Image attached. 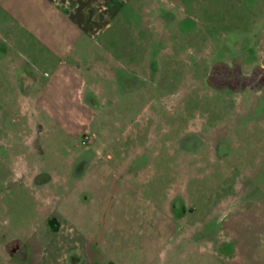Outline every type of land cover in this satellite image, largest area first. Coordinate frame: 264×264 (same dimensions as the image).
<instances>
[{
  "label": "rangeland",
  "instance_id": "1",
  "mask_svg": "<svg viewBox=\"0 0 264 264\" xmlns=\"http://www.w3.org/2000/svg\"><path fill=\"white\" fill-rule=\"evenodd\" d=\"M104 22L58 61L66 73L29 98L0 61V240L43 222L37 191L13 187L20 159L54 175L68 198L122 199L123 223L99 230L112 258L143 263L157 245L156 264L264 260L250 217L222 230L232 211H264L255 203H264V90L201 83L219 62L244 73L264 64V0H112ZM18 58L39 85L50 78L46 61Z\"/></svg>",
  "mask_w": 264,
  "mask_h": 264
},
{
  "label": "crops",
  "instance_id": "2",
  "mask_svg": "<svg viewBox=\"0 0 264 264\" xmlns=\"http://www.w3.org/2000/svg\"><path fill=\"white\" fill-rule=\"evenodd\" d=\"M109 3L111 4L112 0H0V61H7L11 72L12 68L17 70L15 82L12 83L15 87L14 91L21 92L23 89L26 93L24 95L29 98L30 93L49 86L54 77L65 74L66 70L58 61L69 53L72 46L74 48V44L82 40L83 35L93 38L102 29ZM34 42L41 44L40 52L34 53L29 49L35 45ZM17 43L26 46L25 53L16 47ZM14 47L16 51H13ZM18 55L25 61L31 58L46 61L45 64L50 66L52 71L48 74L50 76L48 82L39 85L34 73L30 71L28 65L21 63ZM54 59L57 63L53 62ZM0 85H2L1 81ZM79 85L77 89L81 90ZM76 98L80 101L82 99L79 95ZM27 102L30 105L28 99ZM20 161V159L14 161V181H18L13 187L23 184L37 191L36 201L43 222L42 225L33 224L30 230L23 227L21 231L14 229L3 234L6 236L0 240V264H132L129 261L125 262L123 258H112L114 255L112 256L109 250L102 247L106 236L99 238V230L102 229L106 235L112 226L121 224L122 221L119 220L122 214L125 218V210H116V207L123 202L118 195L112 196L110 200L108 197L98 199L92 196L85 198L86 201L77 197L68 198L62 192L64 188L62 183L49 171L42 172L36 168H28ZM88 166L90 165L84 164L77 171L78 177L86 175ZM27 172L30 173L29 176H25ZM40 175L43 179L37 181L36 177ZM122 186L123 184H120L118 189L120 190ZM237 200L239 199L236 198V203L233 205L239 204ZM255 203L261 206L264 204L258 200ZM101 204H106L103 214L100 213ZM69 206L72 207L70 210H68ZM233 214L235 215L233 221L226 223L222 219L223 231L229 229L231 235L234 223H245L244 219L250 217V226L257 227L259 235L264 236V211L251 212V214L250 212L237 214L232 211V216ZM130 228L131 223L127 231ZM38 229H41V232ZM96 229L99 233L94 236ZM45 230L46 234L40 237ZM127 231L124 230L125 236ZM135 233L142 236L139 230ZM156 246L153 247L154 252L156 251L153 259L143 263L133 262V264H156L158 261ZM92 247L97 249L93 250ZM252 264H264V260L257 259L256 263Z\"/></svg>",
  "mask_w": 264,
  "mask_h": 264
},
{
  "label": "flooded vegetation",
  "instance_id": "3",
  "mask_svg": "<svg viewBox=\"0 0 264 264\" xmlns=\"http://www.w3.org/2000/svg\"><path fill=\"white\" fill-rule=\"evenodd\" d=\"M238 67L239 66L235 62H219L217 65H212L208 68V70L204 71L203 80L201 83L206 84L209 86V88L211 87L216 90L222 87H230L235 90L245 89L249 92L255 91L258 93L264 90V64L256 65L245 73L240 71ZM124 82L125 79H123V83ZM20 93L23 95L26 94L23 89H21ZM81 167L82 165L77 167V171ZM72 169H74V166H72ZM37 177V181L43 179L42 175ZM222 219L223 218H221V220Z\"/></svg>",
  "mask_w": 264,
  "mask_h": 264
}]
</instances>
